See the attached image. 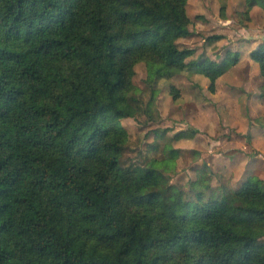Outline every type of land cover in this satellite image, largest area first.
<instances>
[{"label": "trees", "instance_id": "trees-1", "mask_svg": "<svg viewBox=\"0 0 264 264\" xmlns=\"http://www.w3.org/2000/svg\"><path fill=\"white\" fill-rule=\"evenodd\" d=\"M187 4L0 0V264H264L260 177L192 204L156 161L122 162L136 66L155 95L193 54ZM198 69L216 91L221 63Z\"/></svg>", "mask_w": 264, "mask_h": 264}, {"label": "rangeland", "instance_id": "rangeland-1", "mask_svg": "<svg viewBox=\"0 0 264 264\" xmlns=\"http://www.w3.org/2000/svg\"><path fill=\"white\" fill-rule=\"evenodd\" d=\"M255 2L264 12L263 1ZM246 9L244 0L188 2L190 34L179 42L182 47H196L187 64L223 56L220 63L225 73L216 91L210 90L209 81L197 70L187 68L170 80H160L153 95L146 82L145 63L136 66L133 81L137 90L132 96L137 111L135 117L123 122L131 136L122 162L148 167L156 161L154 166L167 184L192 204L201 202L200 195L207 200L220 197L226 190L236 191L253 175L264 181L263 78L247 64L246 57L240 56V63V57L232 60L247 49L248 42L230 45L234 37L264 27V20L251 18ZM227 17L228 22L223 23ZM257 37L264 38V33ZM227 38L228 42L217 44ZM194 67L197 69L198 64ZM172 86L179 90L177 98ZM179 132H186L189 138L177 137Z\"/></svg>", "mask_w": 264, "mask_h": 264}, {"label": "crops", "instance_id": "crops-1", "mask_svg": "<svg viewBox=\"0 0 264 264\" xmlns=\"http://www.w3.org/2000/svg\"><path fill=\"white\" fill-rule=\"evenodd\" d=\"M245 1V3H246V6H247V1L248 0H244ZM188 2H189V0H188ZM236 6H238V5H236ZM230 8V7H229ZM187 11H188V4H187ZM249 12H250V17L252 18L253 17V19H254V16H256L258 19H260L261 21H263L264 20V17H263V15H262V13H264L263 12V10H258L257 9V6H256V4L249 10ZM189 14V13H188ZM227 14H229V10L227 11ZM190 16V15H189ZM190 18H191V16H190ZM228 18L229 17H227V18H225V20H224V22L223 23H225V22H228L227 20H228ZM192 19V18H191ZM252 33V34H251ZM264 33V27L263 28H253V29H251V31L248 33V35H244V37H241L238 33H235L236 35H238L239 37H241V38H236V37H234V39H233V42H231V44L230 45H232V46H234V45H236L237 46V43H247L248 42V46H247V49L244 51V52H240V53H237L239 56H237V54H235V56L232 58V60H234V58L236 57L237 58V60H238V58L240 57V56H243V57H246V62H247V64H249L252 68H254L256 71H257V74L258 75H261L260 74V67H259V64H258V62H256L255 60H253L252 58H251V52L254 50V49H256V48H258V47H260L261 45H264V38H262V37H257L259 34H263ZM193 39L195 38V36L194 37H192ZM180 39H182V37L180 38ZM180 39L178 40V43L180 44ZM228 39H230V38H227V39H221L220 41H218L217 42V44H219L220 42H222V40L223 41H227L228 42ZM204 40V39H203ZM189 41H192V40H189ZM188 41V42H189ZM193 42H194V40H193ZM195 45H197V42L195 43ZM258 45V47H256ZM231 47V46H230ZM256 47V48H255ZM196 47H194V49L193 48H191V49H193V54H194V52H196L197 50L195 49ZM192 54V55H193ZM191 55V56H192ZM190 56V57H191ZM248 57H250V59L251 60H249L248 59ZM189 58V57H188ZM187 58V59H188ZM187 59H186V62H187ZM205 59V58H204ZM210 59H212V60H215V61H217V62H222L223 61V56L222 55H220V57L219 58H210ZM241 57H240V59H239V61H237L238 63H240L241 61ZM202 60H200V61H198L196 64H199L200 62H201ZM257 64H256V63ZM196 64H194V65H192L191 63L190 64H188L187 65V67H186V69L187 68H189V69H195V70H197L198 72H199V69L197 68H195L194 66H196ZM225 69V68H224ZM225 73V72H224ZM199 75H202V77H203V79L205 80L206 79V82H207V80L209 81V83H210V80H209V78L208 77H206L205 75H203L202 73H200L199 72ZM224 75V74H223ZM223 75H221L218 79H217V81H216V85L219 83V81H220V79H221V77L223 76ZM175 77V76H174ZM262 135V134H261ZM260 134H258V136H261ZM186 138H189V137H186ZM259 138H257V140H258ZM255 141V140H254ZM255 143V145L258 147V145H259V141H256V142H254Z\"/></svg>", "mask_w": 264, "mask_h": 264}]
</instances>
